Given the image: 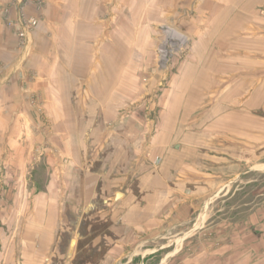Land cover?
I'll list each match as a JSON object with an SVG mask.
<instances>
[{"label":"rangeland","instance_id":"obj_1","mask_svg":"<svg viewBox=\"0 0 264 264\" xmlns=\"http://www.w3.org/2000/svg\"><path fill=\"white\" fill-rule=\"evenodd\" d=\"M123 1L124 60L0 122V264H264V0Z\"/></svg>","mask_w":264,"mask_h":264},{"label":"crops","instance_id":"obj_2","mask_svg":"<svg viewBox=\"0 0 264 264\" xmlns=\"http://www.w3.org/2000/svg\"><path fill=\"white\" fill-rule=\"evenodd\" d=\"M22 1L0 0V5H15L12 14L17 20ZM126 6L123 0H46L42 10L35 4L29 5L26 8L27 16L39 18V25L28 37V50L31 51L28 56L16 32L4 25L0 16V122L5 125L25 124L28 120L26 111L30 108V93L47 92L45 100L51 103L50 92H54L56 85H59L61 92V86L66 85L68 74L64 72L65 66L70 69L68 76L76 86L75 92L82 77L86 78L85 85H80L82 89L86 88V93L92 91L87 83L94 76L95 60L108 59H105L104 49H115L111 53L113 60H124L121 45L141 43V22L132 23L130 27L128 24V28L125 26ZM125 35L129 36L128 42ZM113 45L117 46L114 48ZM66 61L70 65H65ZM76 107L86 105L77 102ZM76 247L45 245L38 251L33 250L44 252L47 256L58 252L69 253V260H63L64 257L51 264H74L71 254L77 252ZM27 251L34 252L30 248ZM49 263L48 258H44V264ZM25 264L43 263L33 255Z\"/></svg>","mask_w":264,"mask_h":264},{"label":"built area","instance_id":"obj_3","mask_svg":"<svg viewBox=\"0 0 264 264\" xmlns=\"http://www.w3.org/2000/svg\"><path fill=\"white\" fill-rule=\"evenodd\" d=\"M46 3V0H27V5L29 4H35L38 9L44 7ZM5 10V9H4ZM6 14L9 13L8 10H5ZM39 25V18L31 17L29 18L24 11V8L22 9V6L19 8V14H18V19L16 21H11L8 22V26L15 31H17V36L19 40L21 41V44L25 46L28 42V36L34 30L38 27Z\"/></svg>","mask_w":264,"mask_h":264}]
</instances>
